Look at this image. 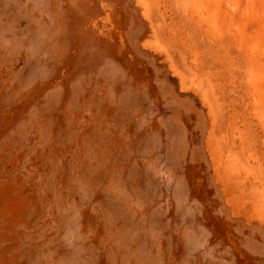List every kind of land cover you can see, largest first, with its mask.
<instances>
[{"label": "bare ground", "instance_id": "obj_1", "mask_svg": "<svg viewBox=\"0 0 264 264\" xmlns=\"http://www.w3.org/2000/svg\"><path fill=\"white\" fill-rule=\"evenodd\" d=\"M222 89L220 0H0V173L11 178L0 179V264H86L49 231L80 217L91 227L92 206L76 204H112L130 179L156 192L167 220L139 190L127 194L125 215L136 214L137 245L153 264H264V197L246 205L258 184L237 170L250 156L264 163V146L247 155L250 133L244 142L229 124L237 157L223 150L212 99ZM255 100L242 96L244 113L264 128ZM52 143L59 150L43 157ZM32 154L40 156L34 182L4 172L6 164L26 169ZM109 178L115 195L100 197L94 186ZM97 233L90 264H115L105 257L120 253L135 264L139 247Z\"/></svg>", "mask_w": 264, "mask_h": 264}, {"label": "rangeland", "instance_id": "obj_2", "mask_svg": "<svg viewBox=\"0 0 264 264\" xmlns=\"http://www.w3.org/2000/svg\"><path fill=\"white\" fill-rule=\"evenodd\" d=\"M156 21H160L157 22L158 26H160L163 20L161 18H156ZM186 36L188 37V35ZM18 64V68L23 65L21 61H19ZM200 79L203 86L205 87L206 82L204 78ZM220 84L223 86L220 94V101H216L215 96H212V99L216 102V104L220 103V112L218 113V128L216 131L218 138L221 140V147L228 155L237 157L236 152L231 151L229 147L230 137L227 127L230 124L233 125L234 128L239 129V133L244 139V142L248 139V133H250V139L253 145L247 147L249 150L247 155H251L255 150V143H257L259 147L262 145L264 146V144L261 142V135L262 132H264V128H256L254 125L248 123L247 115L244 113V110L245 112L248 111V107L244 106L242 102V96H244L245 99H248V97L252 94L253 97H256L254 102L264 106V89L261 88V86L264 85V0H220ZM235 101L238 103L237 108L234 105ZM61 132L64 131L62 130ZM232 132L237 135L235 133V129ZM64 136L67 138L63 137L58 141L62 148H60L59 145L55 146V143H52L46 147L47 149L45 150L43 157H48L50 159L53 158V155H55L59 148L61 153H68L69 144H67V140H69L70 137L65 132ZM28 140L31 143L27 142L26 146L31 149L36 143L37 138L33 135L32 137H29ZM72 141L73 140H71V142ZM141 146L147 147L146 144H142ZM244 147L246 148V146ZM6 152L7 151L4 150V153L2 152L1 156H3ZM121 152L125 154L124 151ZM133 156L142 157L140 154ZM31 157H33L31 162L26 161V169L21 170L17 166L12 168L10 164H6L3 166L5 169L4 172L14 174L13 176L20 174H22V176H26L30 174V180L28 181L29 183L34 182L37 179V172L36 170L31 169V166L40 163L37 161L40 159V156L38 157L32 154ZM35 161L37 162L32 163ZM239 169L243 172L247 179L256 181L258 184L257 186L252 185V187L250 186L248 188L246 193L248 195V200L244 201V203L248 206L259 203V201L264 197L263 161L258 160L254 162V158L250 156L248 165L241 160L237 162V170ZM68 176L70 175L68 174ZM67 178L63 181L62 186L58 185V189L63 195L67 194V188L70 183ZM0 179L7 182L11 178H5L0 173ZM135 181L136 180L130 179L129 182L131 185L125 186L120 184L119 187L123 188L124 190L120 191L119 193H125V196H118L117 201L112 204L106 203L103 200L101 201L106 204L100 202L98 203L97 199H99V197H96L94 202H91V204H89L88 201H79L76 204L80 206L87 204L92 206L90 208V212H92L94 216L92 217V220H89L92 225L91 227L84 226L86 221L84 218L80 219V211L77 213L71 212V215L67 216L74 218V220L80 217L78 221L64 223L65 225L62 226V231L60 229H58V231L51 229L48 235H52L53 239L61 241L64 244V248L68 251L72 250L71 247L77 249L79 255L82 256L80 257L83 262H87L86 264H90L92 262L90 260L92 254H90L88 246L90 243L92 245V243L95 241L96 233H99V231L106 232L107 236H111L114 241L123 240V242H126V244L130 243L131 245H126L129 249H138L137 247L139 246L137 243L144 242V240L140 237V231L131 225V223L133 224V219L136 217V214L134 212H130V216L125 215L127 207V194L129 193V195H136V189L139 190L146 200H149L148 204L150 206H156V209L158 210L157 218H159L162 223H167V220L162 217L163 208L158 205L159 198L157 197L156 192L149 188L146 191H143L142 184H139ZM2 184L5 185L4 182H2ZM111 184L112 183L109 178L100 182L98 185L94 186V188L99 192L98 194L100 197L104 196L105 198L108 195H115V192L112 193V191H114L118 185L112 187ZM6 193L9 195L11 192L6 191ZM101 193H103L102 196ZM0 194H4V192L0 191ZM148 214L150 215V211ZM81 227L84 228L81 229ZM154 227L156 226H152V228ZM125 238H127V240ZM4 239H6L5 242L7 244H12L11 240H8L10 238L4 237ZM108 242L109 241L106 243ZM108 245H110V243H108ZM130 246H132V248H130ZM113 249L114 248L111 247V251H113ZM146 249L147 248L141 247V251L138 249L136 255H133L132 258L135 259V264H153L152 258H149L150 253ZM123 255L124 253L117 255L115 254V256L108 254V256L105 258L110 260L112 263L116 262L117 264H124L125 258L122 257Z\"/></svg>", "mask_w": 264, "mask_h": 264}]
</instances>
